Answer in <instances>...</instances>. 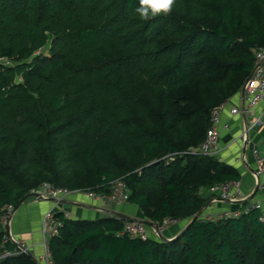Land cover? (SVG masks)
I'll use <instances>...</instances> for the list:
<instances>
[{
  "label": "trees",
  "instance_id": "1",
  "mask_svg": "<svg viewBox=\"0 0 264 264\" xmlns=\"http://www.w3.org/2000/svg\"><path fill=\"white\" fill-rule=\"evenodd\" d=\"M139 0H0V217L41 186L109 195L121 179L147 222L183 223L141 241L123 220L54 218L53 264H264V211L193 219L200 191L240 182L197 153L210 115L237 96L264 48V0H175L142 20ZM47 50L46 53L42 50ZM0 220V255L4 250ZM0 264H36L28 254Z\"/></svg>",
  "mask_w": 264,
  "mask_h": 264
},
{
  "label": "built area",
  "instance_id": "2",
  "mask_svg": "<svg viewBox=\"0 0 264 264\" xmlns=\"http://www.w3.org/2000/svg\"><path fill=\"white\" fill-rule=\"evenodd\" d=\"M254 68L243 84L240 97L241 104L238 107H233L229 110L231 117L243 116L246 120L242 133L236 141L242 145L247 143L248 135L256 128H264L262 116L252 117V112L264 105V48H259L254 51ZM227 103L220 106L216 111L210 115V127L206 132L204 141L197 149V153L203 156L212 157L218 159L224 151L221 147L220 140L223 134L230 132L229 123H225L221 120V112ZM233 141L230 145L234 144ZM227 145L225 148H228ZM245 152V150H244ZM251 156L253 159V168H250L246 162L245 155L234 159V164H241L245 168L250 169L251 177L256 185V192L254 199L248 205V208L264 211V142L260 147H255L251 150ZM34 193H36L41 200L52 199L56 203H61L73 194L80 192H70L62 189H53L49 186H41ZM211 199L206 205L205 209H208L210 213L199 214V218L202 220H222L227 216L237 217L239 212L228 213L227 211L216 212L212 211L214 204H236L240 203L244 199V194L241 188L240 182H227L219 184L212 188L209 192ZM87 198L95 201L109 200L115 206L128 202V190L124 182L119 179L114 181L110 186L109 195L95 194L92 192L83 193ZM14 210L11 207L5 208L1 213V225L4 229L5 236L3 239L4 250L0 255V259L10 257L17 254L32 255L34 246L26 245V243L16 240L13 236L11 225L14 216ZM116 219H122L123 230L122 234L127 235L130 239H139L146 241L148 239L162 240L163 233L167 228L173 226L178 221L172 219H164L162 221L152 222L147 225L144 220H124L116 216ZM60 223L54 218L52 211L44 215L41 221L40 232L42 236V242L40 247L42 248V254L34 257L36 264H53L51 261L50 253L48 251V241L50 238L58 233ZM5 243L10 247L6 248Z\"/></svg>",
  "mask_w": 264,
  "mask_h": 264
},
{
  "label": "crops",
  "instance_id": "3",
  "mask_svg": "<svg viewBox=\"0 0 264 264\" xmlns=\"http://www.w3.org/2000/svg\"><path fill=\"white\" fill-rule=\"evenodd\" d=\"M240 104L241 97L240 94H238L226 104L221 112V120L225 123H229L230 132L221 136L220 144L221 147L224 148V151L219 156L218 160L233 166L237 170L240 175V184L243 186V191L251 194L253 191L251 185L253 179L251 177L250 169L245 168L241 164H234V159L242 156L244 153L246 162L249 164L250 168H253L254 165L251 150L255 147H260L263 144L264 128L254 129L248 135V141L244 145L236 141L244 129L246 120L243 116L231 117L229 115V110L233 107L240 106ZM258 116H262L264 123V105L252 112V117ZM233 141L236 142L230 145ZM227 145L230 146L225 148ZM243 178H245V180L242 181ZM203 192L207 193L205 191ZM214 207L219 209L217 212H221V210L228 212L235 211V209L239 207V204L216 203L214 204ZM50 211L53 213L61 212L65 217L72 220L94 221L107 217L116 218V216H120V218H123L126 221L128 219L146 221L140 210L129 203L115 206L109 200H91L83 193L73 194L61 203H56L52 199L41 200L30 198L15 210L12 220V232L15 236L22 238L24 242L26 241V244L28 243V245L34 246L32 252L35 256H40L43 252L40 248L42 242L40 226L42 218ZM180 223L181 222L175 225H179ZM173 226H170L165 230L162 240H170L179 235L183 225H179L180 227L178 228H176L177 226Z\"/></svg>",
  "mask_w": 264,
  "mask_h": 264
},
{
  "label": "clouds",
  "instance_id": "4",
  "mask_svg": "<svg viewBox=\"0 0 264 264\" xmlns=\"http://www.w3.org/2000/svg\"><path fill=\"white\" fill-rule=\"evenodd\" d=\"M174 3L175 0H139V7L135 11L140 19L148 20L161 14H170Z\"/></svg>",
  "mask_w": 264,
  "mask_h": 264
},
{
  "label": "rangeland",
  "instance_id": "5",
  "mask_svg": "<svg viewBox=\"0 0 264 264\" xmlns=\"http://www.w3.org/2000/svg\"><path fill=\"white\" fill-rule=\"evenodd\" d=\"M46 49L44 50H42V52H44V53H46ZM0 65L1 66H3V67H7V66H11V64L9 63V62H7V61H0ZM243 180H245V178H243L242 179V181ZM252 189H253V191H252V193L250 194L249 192L248 193H245L244 191H243V186H242V184H241V188H242V191H243V194H244V199H243V201L242 202H240V203H236V204H239V207H237V209L239 210V208H240V205H243V204H245V205H249L250 204V202L254 199V191H255V188H256V185L254 184V182H252ZM254 193V194H253ZM198 195H199V197L200 198H202L203 200H205L206 201V204H208L209 203V200L211 199V196L209 195V193H204L203 191H200L199 193H198ZM206 204L204 205V207L200 210V212L202 211V213H210V211L208 210V209H205L206 208ZM224 204V203H223ZM220 206H222V205H220ZM226 210V209H225ZM15 211V210H14ZM212 211L214 212V213H216L217 211H219V209H216L215 207L212 209ZM221 212H223L222 210H221ZM179 225H183L182 223H180ZM179 225H174L173 227H176V228H178V227H180ZM11 230H12V225H11ZM13 233V232H12ZM13 236H14V238L16 239V240H18V241H20V242H23V243H26V241L24 242V240L22 239V238H20V237H17V236H15L14 234H13ZM26 245H28V243L26 244ZM5 246H6V248H9L10 247V245L9 244H7V243H5ZM41 248V247H40ZM41 250H42V248H41ZM33 259H35L34 257H37V256H35V255H33V253H32V255H30Z\"/></svg>",
  "mask_w": 264,
  "mask_h": 264
},
{
  "label": "water",
  "instance_id": "6",
  "mask_svg": "<svg viewBox=\"0 0 264 264\" xmlns=\"http://www.w3.org/2000/svg\"><path fill=\"white\" fill-rule=\"evenodd\" d=\"M256 192V189H255V191H254V193ZM253 193V194H254ZM30 198H36V199H40L39 198V196L36 194V193H32V194H30V195H28V196H26L21 202H20V204H19V206L15 209V210H17L20 206H21V204L23 203V202H25L26 200H28V199H30ZM199 214H200V211L196 214V216L193 218V219H196L198 216H199ZM118 217H120V216H118ZM129 220V219H128ZM147 225H150V222H145ZM179 236V235H178ZM178 236H176V237H178ZM175 237V238H176ZM175 238H173V239H175ZM173 239H170V240H162V241H165V242H169V241H172Z\"/></svg>",
  "mask_w": 264,
  "mask_h": 264
}]
</instances>
